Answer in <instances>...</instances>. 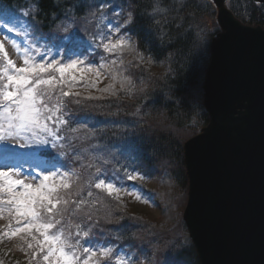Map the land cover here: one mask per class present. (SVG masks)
<instances>
[{
	"label": "trees",
	"instance_id": "trees-1",
	"mask_svg": "<svg viewBox=\"0 0 264 264\" xmlns=\"http://www.w3.org/2000/svg\"><path fill=\"white\" fill-rule=\"evenodd\" d=\"M101 3L108 4V8L100 9ZM33 5L38 11L24 17L23 11ZM112 5H120L116 8V12L123 11L120 19L132 11L137 23L131 33L134 47L110 55L97 49L92 41L95 37L98 43L100 35L97 34L106 33L110 27L108 21L114 23L118 19L111 11ZM228 7L243 24L264 28L263 5L252 0H230ZM213 8L205 0H0V22L11 17L20 29L17 35L16 32L7 33L1 27L5 34L17 36L27 44L33 43L35 37H42L35 42L42 49L51 47L50 55L83 53L81 58L88 56L97 66L107 64L105 71L112 83L109 85H114L112 90L102 91L109 85L99 87L96 82V87L91 88L82 83L71 89L73 93L79 92L80 97L61 98L67 102V108L63 110L68 113L65 118L69 125L61 129L60 134L68 141H61L65 143L62 151L67 152V156H57V168L60 173L65 170L73 173L69 179L71 187L60 190L69 204L58 206L66 208L62 224L67 231L75 233L77 225L86 230L92 224L73 203L83 199L86 204L82 207L91 212L93 221H99L92 230L95 241L134 256L135 262L140 259L150 264H163L156 260L154 250L157 253L161 250L155 246L156 238L151 236L158 234L153 231L154 227L159 233L169 230L135 211L123 196L117 198L115 193L109 196L106 190L96 189L95 183L105 179L122 189H129L137 183L128 180L127 174H139L154 178L162 186L173 182L187 197L184 144L209 123L203 86L210 63V44L219 32L218 25L213 22V32L205 34L208 39L202 43L201 33L206 27L202 22L205 15L215 14ZM66 14L75 23L69 32L59 31L57 25L66 21ZM33 18L38 30L28 27L29 35H25L22 26H28ZM64 36L69 40L60 39ZM73 37L83 39L81 47L70 42ZM101 55L104 60L100 59ZM112 60H116L115 65ZM3 63L0 54V66ZM113 73L116 81L112 79ZM121 80L124 81L123 88ZM4 82L0 81V84ZM89 95L97 99H86ZM76 99L81 103L76 104ZM53 103L55 101L50 102V106ZM41 152L40 158L48 159V153H54V150L45 147ZM89 191L91 197L87 195ZM148 193L165 207V216H170V210L176 206L174 195L168 190L154 192L149 189ZM4 213L8 215L7 211ZM8 220L14 224L15 220L9 215ZM182 225L186 229L184 222ZM7 253L0 245V264L30 262ZM172 254L173 259L164 264H200L191 240L189 245L179 246ZM37 260L43 264L41 256L31 264H36ZM115 260L117 256L112 259V264Z\"/></svg>",
	"mask_w": 264,
	"mask_h": 264
},
{
	"label": "snow or ice",
	"instance_id": "snow-or-ice-1",
	"mask_svg": "<svg viewBox=\"0 0 264 264\" xmlns=\"http://www.w3.org/2000/svg\"><path fill=\"white\" fill-rule=\"evenodd\" d=\"M98 7L103 10L108 8V4L101 3ZM118 7L120 5L111 7V11L118 17L116 22L109 20L108 31L97 34L100 35L98 43L95 37L92 41L97 49L110 55L134 47L131 33L137 18L132 11H128L126 17L120 19L123 11L116 12ZM37 11V6L33 5L31 9L23 11V16L29 17ZM74 23L66 14V21L57 25V30L69 32ZM0 27L5 28L7 33L20 34V29H17L11 17L0 22ZM22 27L25 35H29L28 27L38 30L34 18L28 26ZM113 36L116 38L113 39ZM37 39L42 37H35L33 43L26 47L7 35L0 40V54L4 62L0 66V81H6L0 84V215L7 211L9 217L15 220L17 227L12 235L26 233L31 238L28 240L21 237L26 247L33 250L32 260H36L39 255L43 264H112L115 256H121L120 250H114L110 244L95 241L92 230L99 225V221H93L91 212L82 207L86 204L85 200L73 203L76 210L83 211L86 221H92V224L86 230L77 225L75 233L67 231L62 224L66 208L58 206L68 205L69 200L60 194V190L71 187L69 179L73 173L69 170L60 173L57 168V156H67V152L62 150L68 141L66 136L60 134L61 129L69 125L65 118L68 113L63 110L67 108V102L61 98L80 97L79 92L73 93L71 89L81 82L95 88L96 80H89V75L98 78L101 69H107L108 66L103 63L97 66L88 56L81 58L83 53L74 52L75 58L63 55L57 59L60 53L50 55L51 47L45 46L42 49V46L36 44ZM60 39L69 40V37ZM6 41L22 57V66L18 67L9 58L5 49ZM70 42L81 47L83 39L73 37ZM100 59L104 60L105 57L101 55ZM111 63L115 65L116 60ZM112 79H117L114 73ZM120 85L124 87L123 80ZM65 88L68 90L65 91ZM113 88L114 85H109L102 91ZM112 94L115 95V92ZM86 99L97 97L89 95ZM53 101L55 103L50 106ZM75 103L80 104V99H76ZM45 147H51L54 153H48V159H41V149ZM25 165L28 166L27 172ZM139 178L145 177L141 175ZM127 179L136 180L137 175L129 173ZM95 188L106 190L109 196L115 193L117 198L121 191V187L105 179H99ZM133 192L137 200L147 202L149 199L142 189L128 190L129 195ZM87 195L91 197L92 192L89 191ZM134 260V256L123 254L114 264H132ZM36 264H40V261L37 260Z\"/></svg>",
	"mask_w": 264,
	"mask_h": 264
},
{
	"label": "water",
	"instance_id": "water-1",
	"mask_svg": "<svg viewBox=\"0 0 264 264\" xmlns=\"http://www.w3.org/2000/svg\"><path fill=\"white\" fill-rule=\"evenodd\" d=\"M206 1L220 32L203 86L209 123L184 144L183 222L200 264H264V28L230 0Z\"/></svg>",
	"mask_w": 264,
	"mask_h": 264
},
{
	"label": "rangeland",
	"instance_id": "rangeland-1",
	"mask_svg": "<svg viewBox=\"0 0 264 264\" xmlns=\"http://www.w3.org/2000/svg\"><path fill=\"white\" fill-rule=\"evenodd\" d=\"M216 15H217L216 9L214 16L212 15V13H208L205 15L202 22L206 23V27H205V31L203 29L201 33L202 35L201 43L203 42V40L208 39V37H205V34L207 36L208 32L210 31L213 32V26H212L213 22L215 21L217 24ZM6 35L9 36L11 40H14L18 44L24 45L26 47L25 43L23 41L21 42L19 38L5 34L0 30V40H3ZM112 38L115 39L116 37L113 36ZM206 45L207 42L204 43V49L206 48L207 51ZM5 49L8 52L9 58L12 59L18 67L22 66V57L17 54L16 50L12 48L11 44L7 41L5 42ZM61 56L62 55H58L57 59H61ZM105 70L106 69H101V75L98 78L90 74L89 79L96 80L99 87H107V85L112 83H110L109 76L108 74H106ZM82 83L83 82L77 84L73 88H76ZM25 169L28 171L27 165H25ZM135 175H137V179L134 180V182H136L137 184H135V186L129 189L121 188L119 195L123 196L124 201L135 211L142 213L146 217H149L151 221L169 230L168 233H159L158 230H156L154 227L153 231H156L158 234H152L151 236L156 238V243L154 242L155 246L160 247L161 250L159 253H157L156 250H154V254L156 255V260L161 261L163 264L167 263L173 259L171 255H173L172 253L174 252V250H177L179 246L182 247L189 245L190 238L187 228L185 229L182 225L183 222L182 216L186 207L187 197L177 188V186L173 182L166 184V186H162L154 178L145 177L144 179H140L139 176L141 175L139 174H135ZM134 189H142L143 192L147 195V197H149L147 202L145 200H137L135 192H133V194L131 195L128 194V190H134ZM149 189L154 192L156 190H160V192H164L168 190L171 195L172 194L174 195L173 197H175L174 199L176 201V206H174L170 210V216L169 215L165 216L164 214L165 207L163 208V206L160 205L159 201L151 193H148ZM16 227L17 225L15 221L14 224L9 222L7 214L3 213L2 215H0V245L3 246L6 252H8L7 254L9 256L16 257L19 260L33 261L31 257L32 250L26 247V242L25 240L21 239V237L24 236L28 240H30L31 238L27 237L26 233H20L15 236L12 235L11 233L14 231ZM153 241L154 240L151 238L150 243L152 244ZM122 255L123 254H121V256H118L117 258L119 259L122 258ZM38 257L39 255L36 257V259H38ZM132 264H150V263L147 260L142 261L140 259H137V262H135L134 260Z\"/></svg>",
	"mask_w": 264,
	"mask_h": 264
},
{
	"label": "bare ground",
	"instance_id": "bare-ground-1",
	"mask_svg": "<svg viewBox=\"0 0 264 264\" xmlns=\"http://www.w3.org/2000/svg\"><path fill=\"white\" fill-rule=\"evenodd\" d=\"M65 55H67V53H65ZM68 56V55H67Z\"/></svg>",
	"mask_w": 264,
	"mask_h": 264
}]
</instances>
